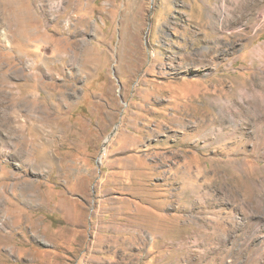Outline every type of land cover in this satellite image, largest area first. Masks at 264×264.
<instances>
[{"label":"rangeland","instance_id":"1","mask_svg":"<svg viewBox=\"0 0 264 264\" xmlns=\"http://www.w3.org/2000/svg\"><path fill=\"white\" fill-rule=\"evenodd\" d=\"M0 264H264V0H0Z\"/></svg>","mask_w":264,"mask_h":264},{"label":"bare ground","instance_id":"2","mask_svg":"<svg viewBox=\"0 0 264 264\" xmlns=\"http://www.w3.org/2000/svg\"><path fill=\"white\" fill-rule=\"evenodd\" d=\"M28 105H29V104H28ZM12 125H13V124H12L11 119H8V121L5 123V127H6V128H9L10 131L14 129V127H12Z\"/></svg>","mask_w":264,"mask_h":264}]
</instances>
